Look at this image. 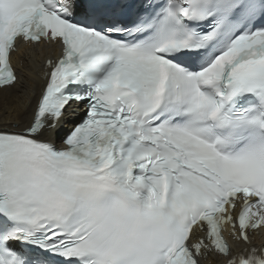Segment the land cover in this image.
<instances>
[{"label": "snow or ice", "instance_id": "1", "mask_svg": "<svg viewBox=\"0 0 264 264\" xmlns=\"http://www.w3.org/2000/svg\"><path fill=\"white\" fill-rule=\"evenodd\" d=\"M0 93V264H264V0H0Z\"/></svg>", "mask_w": 264, "mask_h": 264}, {"label": "bare ground", "instance_id": "2", "mask_svg": "<svg viewBox=\"0 0 264 264\" xmlns=\"http://www.w3.org/2000/svg\"><path fill=\"white\" fill-rule=\"evenodd\" d=\"M38 70V69H37ZM20 74L22 75V79L20 84L17 85V88L14 90H9L10 92H18L29 88H35L34 80L36 79V71L32 70V67L28 64L24 65V70ZM6 93H0V118L4 117V108H5V100L4 97Z\"/></svg>", "mask_w": 264, "mask_h": 264}]
</instances>
